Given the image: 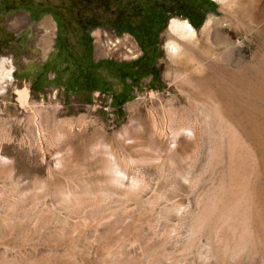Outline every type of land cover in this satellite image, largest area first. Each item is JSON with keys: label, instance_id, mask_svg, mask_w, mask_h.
<instances>
[{"label": "rangeland", "instance_id": "obj_1", "mask_svg": "<svg viewBox=\"0 0 264 264\" xmlns=\"http://www.w3.org/2000/svg\"><path fill=\"white\" fill-rule=\"evenodd\" d=\"M236 1L0 0V264H264L201 217L230 168L264 198L262 0ZM206 64L243 83L193 90Z\"/></svg>", "mask_w": 264, "mask_h": 264}, {"label": "bare ground", "instance_id": "obj_2", "mask_svg": "<svg viewBox=\"0 0 264 264\" xmlns=\"http://www.w3.org/2000/svg\"><path fill=\"white\" fill-rule=\"evenodd\" d=\"M219 1H221V2L227 1V3L230 4V7L234 10H236L238 8V2L236 0H219ZM245 8L249 11L250 17L252 20H255L257 17H259V19H260V17L264 15V0L259 2L257 7H256V5L252 6V5L248 4L245 6ZM212 20H213L212 18H209L206 22V25L210 26L209 23ZM231 21L235 26H238V27L244 26L243 25L244 22L242 23V21L234 15H232ZM191 25L186 20H180L178 18H172L169 21L168 32L176 34L180 40L184 41V44L187 43V44H191V45L197 47V45H199L198 41L200 38L197 35L196 29H194ZM203 31H205V30H203ZM187 46H189V45H187ZM183 47H184V45L182 42L178 43L175 40L169 41L166 44V50L169 54V57L171 58V60L174 63H178V64L180 63L179 65L187 64L191 60L193 61L192 57L188 54L189 52L188 51L186 52L183 49ZM192 47L189 46V48H191V50H192ZM261 68H264V67H261ZM223 69H224V67H223ZM223 69L216 68L212 64H206L207 73L205 75L198 77V78H194L193 76H189V77L187 76L188 78L185 80V83L189 84L193 90H199L200 88H203V89L204 88H208V89L213 88L215 90L219 89V90L224 91L227 88V87H225V85L227 86L228 82H235V81L241 82L242 81L243 72L233 74V73H228V72L224 71ZM4 73H6V72H4ZM8 73H10V72L8 71ZM262 74H264V73H262ZM4 75H6V74H4ZM175 75L178 76L179 74H175ZM5 77H7V76H5ZM241 83H243V82H241ZM257 89H259V88L257 87ZM210 93H212V92H210ZM225 93L227 94V92H225ZM23 94H24V91L22 92V95ZM217 96H220V95H218V92H217ZM232 152H233V150H232ZM232 157H234V156H232ZM229 161H232V160H229ZM231 169L232 168H230V171H229L230 173L228 175V177H230V179H229L230 181L228 183V186H226L227 188L225 187L224 184H222L220 188L218 187V191L215 192V194H213V195H211L205 199V203L203 204V207H202V214H201L202 216L201 217H207V214L209 215L211 213H216L219 217V222L221 224L220 227H222L220 229L223 230V232L221 231V234L223 233V235L224 234L233 235L234 234L233 231L235 232V229L236 230L238 229L239 233L237 232L238 234L236 235V237L234 239L233 238L232 239L235 240V242H236L235 246L236 247L237 246L244 247V246L249 245L252 242L253 233H256L261 239L264 238V198H260L261 195L259 194V192L258 193L251 192L250 190H248L249 188L247 189L246 187L237 186L236 182L234 181V176L236 175V172L234 174ZM234 171H236V170H234ZM237 176H235V177L238 178ZM239 176H241V175H239ZM256 176L258 177L257 174H256ZM239 179H240V177H239ZM241 180H242V178H241ZM254 183L255 182H253V184ZM242 184H243V182L241 183V185ZM248 185L251 186V183H248ZM258 186L261 187L260 184ZM209 216H208V218H209ZM196 220H201L200 216H198L196 218ZM214 225H216V224H214ZM213 232L215 233V231H213ZM209 233L212 234V231H210ZM226 241H228V240H226Z\"/></svg>", "mask_w": 264, "mask_h": 264}, {"label": "crops", "instance_id": "obj_3", "mask_svg": "<svg viewBox=\"0 0 264 264\" xmlns=\"http://www.w3.org/2000/svg\"><path fill=\"white\" fill-rule=\"evenodd\" d=\"M44 33H45V36H47V37H48V36L50 35V30H49V29H47V30H45V32H44Z\"/></svg>", "mask_w": 264, "mask_h": 264}, {"label": "trees", "instance_id": "obj_4", "mask_svg": "<svg viewBox=\"0 0 264 264\" xmlns=\"http://www.w3.org/2000/svg\"><path fill=\"white\" fill-rule=\"evenodd\" d=\"M83 36H87V32H83ZM87 41L89 42L88 39H87Z\"/></svg>", "mask_w": 264, "mask_h": 264}]
</instances>
